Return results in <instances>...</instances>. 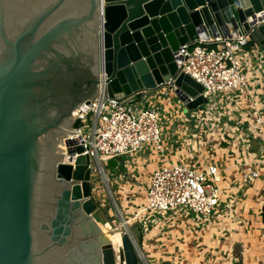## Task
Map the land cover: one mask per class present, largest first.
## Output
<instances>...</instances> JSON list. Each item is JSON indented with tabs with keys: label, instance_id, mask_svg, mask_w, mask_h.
I'll return each mask as SVG.
<instances>
[{
	"label": "water",
	"instance_id": "water-1",
	"mask_svg": "<svg viewBox=\"0 0 264 264\" xmlns=\"http://www.w3.org/2000/svg\"><path fill=\"white\" fill-rule=\"evenodd\" d=\"M263 13L264 0H0V264H116L110 232L122 233L119 262L138 264L133 236L92 197L89 157L64 162L74 116L101 83L133 102L169 86L201 107L204 87L175 53L228 26L264 45Z\"/></svg>",
	"mask_w": 264,
	"mask_h": 264
},
{
	"label": "crops",
	"instance_id": "crops-1",
	"mask_svg": "<svg viewBox=\"0 0 264 264\" xmlns=\"http://www.w3.org/2000/svg\"><path fill=\"white\" fill-rule=\"evenodd\" d=\"M254 47L264 49L258 42L247 45ZM244 60L253 95L226 93L208 113L203 105L187 109L168 86L148 93L142 104L155 103L162 112L161 149L145 144L109 167L114 199L94 187L116 226L125 230L127 224L135 239L142 237L148 264H264V126L255 125L257 110L264 117V77L260 59L248 54ZM175 163L197 170L217 166L221 198L209 220L142 211L153 172ZM249 167L258 173L252 182L243 178Z\"/></svg>",
	"mask_w": 264,
	"mask_h": 264
},
{
	"label": "built area",
	"instance_id": "built-area-1",
	"mask_svg": "<svg viewBox=\"0 0 264 264\" xmlns=\"http://www.w3.org/2000/svg\"><path fill=\"white\" fill-rule=\"evenodd\" d=\"M261 17L257 22L259 24L264 22V13ZM249 41V33H242L232 26H228L227 30L205 29L195 42L180 46L175 53L181 71L203 85V95L207 99L203 106L207 107V113L214 110L226 93L253 95L244 71L246 55L260 59L264 77V49H247ZM142 101L133 102L123 94L111 98L106 86L101 83L100 95L84 104L80 114L74 116L82 125L74 128L73 131L77 132L71 133L61 145L66 154L64 162L74 164L79 155H87L89 167L94 171L92 179L101 173L108 181L110 160L118 161L145 144H154L161 149V108L151 102L144 105ZM256 115V127L264 126L262 114L257 110ZM77 146H82L84 151L77 153ZM257 176L252 167L243 174L247 182L254 181ZM219 180L216 165H209L205 170L193 169L183 163L160 167L151 175L142 211L161 217L169 213L192 214L198 220L207 221L220 202ZM140 214L136 213L134 218Z\"/></svg>",
	"mask_w": 264,
	"mask_h": 264
},
{
	"label": "rangeland",
	"instance_id": "rangeland-1",
	"mask_svg": "<svg viewBox=\"0 0 264 264\" xmlns=\"http://www.w3.org/2000/svg\"><path fill=\"white\" fill-rule=\"evenodd\" d=\"M121 159L122 158H119V160H121ZM107 169H109V166H107ZM107 173H108V177H109L108 181L105 180L106 177H104L103 174H101V173H98L97 175H94V177H93V185H96V186H98L99 189H102L104 191V195L106 197H108L109 199H114V197H109V194L110 195L114 194V190H113V184L110 181V174H109V172H107ZM92 197L100 205V203L96 200L97 198L94 197V194H93ZM114 205L116 207L117 213L120 214V216H121V214H122L121 210L117 207V205L115 203H114ZM100 206L104 209V207L102 205H100ZM125 228H126L125 230H127L128 233L131 234V236H133V233H132V231L130 230V227L127 224L125 225ZM133 239L135 240L136 245H137L138 250H139V253H140V258H139L138 264H148V253L146 252V250L144 249V246L142 244L143 243L142 237H140L137 240L133 236Z\"/></svg>",
	"mask_w": 264,
	"mask_h": 264
},
{
	"label": "bare ground",
	"instance_id": "bare-ground-1",
	"mask_svg": "<svg viewBox=\"0 0 264 264\" xmlns=\"http://www.w3.org/2000/svg\"><path fill=\"white\" fill-rule=\"evenodd\" d=\"M94 212H93V217L96 219V221L98 222V224L101 226V228L109 233V231H111V226L108 222V220L106 219V217L103 215V213L99 210V208L97 206H94ZM109 237L113 243V246L116 250V264H121L119 262V249L122 245V235L119 233V232H110L109 234ZM125 264V263H124Z\"/></svg>",
	"mask_w": 264,
	"mask_h": 264
},
{
	"label": "trees",
	"instance_id": "trees-1",
	"mask_svg": "<svg viewBox=\"0 0 264 264\" xmlns=\"http://www.w3.org/2000/svg\"><path fill=\"white\" fill-rule=\"evenodd\" d=\"M255 43V41H249V43H248V46H251V45H253ZM263 220H264V210H263Z\"/></svg>",
	"mask_w": 264,
	"mask_h": 264
}]
</instances>
